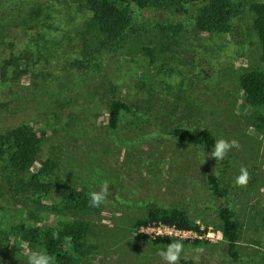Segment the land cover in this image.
I'll list each match as a JSON object with an SVG mask.
<instances>
[{
  "label": "rangeland",
  "instance_id": "rangeland-1",
  "mask_svg": "<svg viewBox=\"0 0 264 264\" xmlns=\"http://www.w3.org/2000/svg\"><path fill=\"white\" fill-rule=\"evenodd\" d=\"M160 1L165 10L140 11V30L118 44L85 0H0V136L27 124L41 139L22 172L0 150V264H27L32 251L58 264L45 246L50 228L75 230L61 244L68 264H167L159 253L169 244L157 234H200L139 225L149 203L181 209L206 229L207 242L182 243L179 264H264V105L248 102L241 83L246 72H264L254 28V4L264 0H229L228 32L198 27L209 0ZM113 100L129 107L115 129ZM180 125L241 147L212 164L202 146L171 133ZM43 164L83 195H38L30 178ZM242 166L246 187L234 184ZM209 171L223 196L212 194ZM105 182L107 200L91 207L89 194ZM223 204L241 227L238 261L221 232Z\"/></svg>",
  "mask_w": 264,
  "mask_h": 264
},
{
  "label": "trees",
  "instance_id": "trees-1",
  "mask_svg": "<svg viewBox=\"0 0 264 264\" xmlns=\"http://www.w3.org/2000/svg\"><path fill=\"white\" fill-rule=\"evenodd\" d=\"M93 11V18L101 33L115 43H122L133 33H137L140 27L137 19L140 11L148 8L165 10V6L160 0H85ZM174 4H179L178 0ZM182 6V5H180ZM169 7V6H168ZM186 11L184 8H176ZM256 19L254 28L264 47V3L254 4ZM233 12L232 4L229 0H209L202 6L197 16V25L202 30L231 31V16ZM242 88L245 91L246 99L252 104L264 105V72L249 71L241 77ZM129 109L127 103L121 100H113L110 106L109 123L112 128H117L124 111ZM177 139L192 145L202 146L207 153L214 148L216 137L208 127L200 130H192L186 126H176L171 132ZM41 149V139L38 134L27 124L20 125L0 136V150L7 152L10 157V164L17 172H22L29 168L37 159ZM212 164L218 160L210 159ZM30 182L38 195L45 196L53 191L70 189L69 196L73 200L77 194H82L76 188L69 187L65 182L55 175L53 166L43 164L37 173H34ZM207 182L213 195L221 197L226 189L221 185L218 176L213 171L207 173ZM218 216L221 220V232L227 243V253L235 261L241 259L239 251V241L241 237V227L234 218V212L228 205H221L218 209ZM139 225L144 227L150 224H163L176 231H192L199 236L186 237L183 234L166 233L157 234L154 238L158 243H193L201 244L208 240L205 237L206 229L193 220L185 211L178 208H167L156 203H149L146 209V216L140 219ZM70 229V230H69ZM73 228H50L45 234V246L51 253H55L61 258L58 264H68L67 257L63 252L62 242L75 234ZM143 238L150 237L147 233L140 234ZM184 264H196L193 260H183Z\"/></svg>",
  "mask_w": 264,
  "mask_h": 264
},
{
  "label": "clouds",
  "instance_id": "clouds-1",
  "mask_svg": "<svg viewBox=\"0 0 264 264\" xmlns=\"http://www.w3.org/2000/svg\"><path fill=\"white\" fill-rule=\"evenodd\" d=\"M240 147L241 145L236 139L219 138L216 140L213 150L207 153V157L212 160H223L229 151L233 148L239 150ZM250 179V171L247 167L242 166L234 184L238 187H246ZM109 191V185L106 182L103 183L99 191H93L89 194V205L91 207H100L107 200ZM182 250L183 244L175 242L170 243L167 249L159 254L167 264H179ZM27 264H56V258L45 251H32L27 255Z\"/></svg>",
  "mask_w": 264,
  "mask_h": 264
},
{
  "label": "built area",
  "instance_id": "built-area-1",
  "mask_svg": "<svg viewBox=\"0 0 264 264\" xmlns=\"http://www.w3.org/2000/svg\"><path fill=\"white\" fill-rule=\"evenodd\" d=\"M171 229H173V228H171ZM174 230V229H173ZM176 231V230H175ZM178 232H181V231H178ZM169 234H171V233H169ZM177 234V233H176Z\"/></svg>",
  "mask_w": 264,
  "mask_h": 264
}]
</instances>
